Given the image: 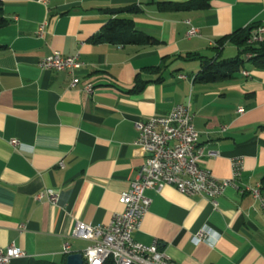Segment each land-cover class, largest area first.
Wrapping results in <instances>:
<instances>
[{"label":"crops","instance_id":"obj_1","mask_svg":"<svg viewBox=\"0 0 264 264\" xmlns=\"http://www.w3.org/2000/svg\"><path fill=\"white\" fill-rule=\"evenodd\" d=\"M0 1L8 22L0 28V249L27 254L8 264L84 255L91 243L73 238L75 226L109 225L145 163L138 123L177 105L194 115L199 166L227 180L232 160L242 158L243 175L217 207L173 186L147 191L151 206L134 240L157 244L173 264H264V210L249 191L264 193V68L243 56L233 78L202 83V62L191 57L237 58L233 42L219 51L216 44L264 27V0ZM127 8L135 11L111 13ZM114 20L159 44L97 42ZM191 28L199 34L189 36ZM55 52L79 54L84 66L75 75L42 69ZM46 190L59 194L56 205L36 198ZM202 232L208 240L199 242Z\"/></svg>","mask_w":264,"mask_h":264},{"label":"built area","instance_id":"obj_2","mask_svg":"<svg viewBox=\"0 0 264 264\" xmlns=\"http://www.w3.org/2000/svg\"><path fill=\"white\" fill-rule=\"evenodd\" d=\"M40 1L45 3L47 0ZM198 34L196 28L189 31V36ZM38 35L43 36V27L39 29ZM249 40L264 42V27H258ZM83 66L79 54L64 56L60 52H55L40 62V67L44 70L68 71L72 75ZM244 74L249 76L247 72ZM77 84L78 80L74 79L71 87L75 88ZM85 91L92 94L94 87L88 85ZM243 112V109L239 110V113ZM193 120L190 106L177 105L167 116H154L138 123L139 136L135 143L145 152L146 160L140 168L138 179L121 195L120 203L124 210L116 214L107 226L78 223L72 233L73 238L91 243L83 255L86 264H104L108 259H112L115 264H173L159 251L157 244L147 246L133 238L151 206L152 201L146 192L155 190L159 193L166 186H173L189 197H210L217 207V200L227 187H236V182L241 179L244 171L242 158L232 160L231 179H218L210 171L202 169L199 162L204 157V151L199 147V133L194 128ZM249 191L264 210V193L261 187ZM36 198H47L51 204L56 205L59 194L55 190H46ZM207 238V233L202 232L197 241H205ZM64 250L69 254L68 243ZM25 257L27 254L15 246L0 249V264Z\"/></svg>","mask_w":264,"mask_h":264},{"label":"trees","instance_id":"obj_3","mask_svg":"<svg viewBox=\"0 0 264 264\" xmlns=\"http://www.w3.org/2000/svg\"><path fill=\"white\" fill-rule=\"evenodd\" d=\"M204 7V4L202 5ZM135 11L133 8H127L120 11H111L113 14L122 12ZM7 20L3 14V4L0 1V28L7 25ZM132 24L124 20H114L105 27V34L96 39L97 42L120 43V44H133V45H157L159 41L149 35L145 34H129L125 31L129 29ZM258 28L257 25L248 27L245 30L234 33L219 40L216 44V49L222 50L227 41L233 42L241 49L240 55L235 59H220V54L216 59H207L201 56L197 57L202 62V70L197 76V80L202 83H214L226 79H231L237 73L241 72L244 67L243 56H247L255 66L264 68V42L250 44L249 39L253 35L254 30ZM159 71V69L157 70ZM66 259L62 264H66ZM54 264V263H42ZM104 264H115L112 259H108Z\"/></svg>","mask_w":264,"mask_h":264},{"label":"water","instance_id":"obj_4","mask_svg":"<svg viewBox=\"0 0 264 264\" xmlns=\"http://www.w3.org/2000/svg\"><path fill=\"white\" fill-rule=\"evenodd\" d=\"M67 264H84L82 254H71L67 257Z\"/></svg>","mask_w":264,"mask_h":264},{"label":"bare ground","instance_id":"obj_5","mask_svg":"<svg viewBox=\"0 0 264 264\" xmlns=\"http://www.w3.org/2000/svg\"><path fill=\"white\" fill-rule=\"evenodd\" d=\"M262 41H257V40H249L250 44H254V43H261ZM260 187V186H259Z\"/></svg>","mask_w":264,"mask_h":264}]
</instances>
